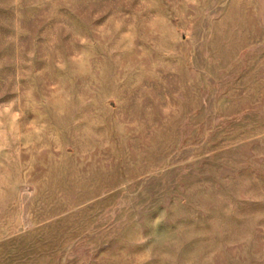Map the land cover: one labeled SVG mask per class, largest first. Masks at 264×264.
Masks as SVG:
<instances>
[{"label": "rangeland", "instance_id": "1", "mask_svg": "<svg viewBox=\"0 0 264 264\" xmlns=\"http://www.w3.org/2000/svg\"><path fill=\"white\" fill-rule=\"evenodd\" d=\"M0 264H264V0H0Z\"/></svg>", "mask_w": 264, "mask_h": 264}]
</instances>
